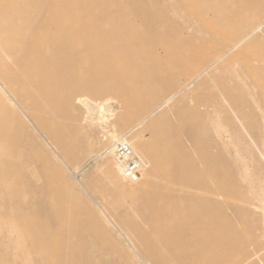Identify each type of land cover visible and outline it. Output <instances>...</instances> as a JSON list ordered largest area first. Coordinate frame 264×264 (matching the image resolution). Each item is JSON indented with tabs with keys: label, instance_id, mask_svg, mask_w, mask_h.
I'll list each match as a JSON object with an SVG mask.
<instances>
[{
	"label": "bare ground",
	"instance_id": "obj_1",
	"mask_svg": "<svg viewBox=\"0 0 264 264\" xmlns=\"http://www.w3.org/2000/svg\"><path fill=\"white\" fill-rule=\"evenodd\" d=\"M110 2L0 0V221L7 225L0 263L84 264L90 242L152 264H264V221L250 222L264 218V195L236 199L238 184L199 137L216 117L201 107H226L241 129L223 144L238 157L255 158L252 145L264 147V0L233 5L213 49L191 44L164 11L137 0L117 9ZM184 2L165 5L180 10ZM245 51L255 57L242 60ZM95 114L112 157L122 138L110 128L115 115L124 130L155 116L145 127L150 151L135 144L145 133L131 140L146 164L132 181L151 182L143 195L148 211L140 215L149 229L130 216L137 205H127L112 177L121 173L114 157L103 160L105 179L89 181L108 220L67 184L66 170L44 149L54 145L72 161ZM253 236L263 239L252 247Z\"/></svg>",
	"mask_w": 264,
	"mask_h": 264
},
{
	"label": "rangeland",
	"instance_id": "obj_2",
	"mask_svg": "<svg viewBox=\"0 0 264 264\" xmlns=\"http://www.w3.org/2000/svg\"><path fill=\"white\" fill-rule=\"evenodd\" d=\"M132 1L133 0H123V1L111 0L109 6L110 8L117 9L123 4L130 6ZM137 1L139 2L141 1L144 4L146 3V6L149 8L158 9L159 11H164L165 13H167L172 21L169 26L174 30L180 31L181 29H183L184 34L186 35L190 34V36L189 35L188 36L190 40L189 42L191 44L196 43V45L200 44L206 46L207 48L211 47L212 49L213 47H216L215 43H217L218 34L225 30V27L223 25V19H226L227 17L230 16L231 7L235 5L237 2H239V0H185L186 2H184L185 4L180 10H171L170 8H168V6L165 5V0H137ZM214 27L215 29H218L219 32L218 30L213 29ZM212 29L214 30V32L211 31ZM221 29L224 30L221 31ZM209 38H212L213 40L210 42L211 39L209 40ZM189 42L186 40L187 45L190 44ZM190 47L191 46H189V48ZM240 55L242 60L244 59L249 60L255 57L254 53L252 54L251 52H247V51L241 53ZM233 66L240 67V64L234 63ZM248 81L251 82L252 79L249 77ZM209 93L210 92L207 89L205 88L203 89L202 94L205 98H210ZM114 105L116 107V104ZM201 110L202 112H205L207 110L206 111L207 113L208 111L211 110L212 114H214V116L216 115V117H214V121L217 122L216 123L214 122L212 126H209L210 129L207 130L200 129L199 131L200 132L199 137L201 140L200 145H202L203 148L214 151V164L225 171L227 170V172L230 173L229 178L226 179H229V181L238 184V190L235 195L236 199L241 198L242 201H244V198L252 199L256 197L258 194H262L263 196L264 195V147H262L258 143L252 145L256 156L255 158L251 157L250 155H245L246 157L236 156L235 149L230 146L224 145L223 144L224 141H222L225 140L226 142H229L236 139L238 137L237 130L241 129L237 124V122L235 123L234 121L235 116L232 113V111H230V109L226 107L222 109L217 107L206 108L205 106H202ZM117 115H115L112 119L110 118L112 120V121L110 120L111 122L110 128L114 129L119 134L120 137L128 135L130 140H134L135 136L139 135L140 133H145L146 135L145 138L135 139V144L141 148L146 146L147 149H149L150 151L151 141L149 140L148 131L147 132L145 131V127L152 119H154L155 116L150 118L145 124H142L140 126H137L140 120L134 119L132 122L127 123L126 130H124L122 129V125L120 123H117L118 121ZM95 117H96L95 118L96 123L94 122L92 124H88V128H89V130L87 131L88 134H86V136L83 137L84 147L82 149L81 148L73 149L72 161H68L67 159H65L63 153L54 145L52 146L48 144V146L45 145L46 148L44 147L43 148L45 149V151L47 152L48 156L51 159H55L59 161L64 167V169L67 172V179H66L67 184L72 189L82 194L84 198H86L89 202H91L96 208V210L99 211V213L102 215V217L110 220V217L106 215L107 214L106 211H104V209L102 208L104 207L102 205L103 201L99 197L98 193L93 192V190L89 185V181L92 178L105 179L107 177V173L102 170V165L107 157H112L110 156V154H107L108 156L105 154L106 153L105 150L107 148L106 143L108 140H106L104 131L98 124L97 114H95ZM216 118L218 120H216ZM67 120H68L67 118L66 119L64 118L62 122L65 124L69 123V121ZM225 122L227 124H225ZM231 122L232 124H230ZM222 128H224L223 129L224 131L222 130ZM223 135L226 137H224ZM229 136H231L230 140L228 139ZM213 140H214V144H213ZM181 142L184 143L186 146H191V143L184 139L181 140ZM103 143L104 146L102 145ZM193 152L195 159L198 160V156H197L198 154L194 149ZM147 158H148L147 162L149 161L151 163V167L147 169V172L148 173L151 172L152 174L154 168V159L148 155ZM160 166L164 167V165H160ZM152 175L153 178L155 179L156 178L155 174ZM112 177L116 180L118 184L122 185V187L125 189L127 195L126 196L127 205L132 203V201H134L137 205V208L134 209L132 212H130L131 218H133L134 221L136 219L137 220L140 219L141 226L144 227L145 229H149L151 227V223L148 220L142 219L140 215L148 211L145 208V206H143V195L146 193L148 189L151 188V182L147 183L145 181H142V182L134 183L132 180L125 179L120 172L118 174L116 173ZM131 191L132 193H130ZM241 196L244 197L242 198ZM120 210L121 211L126 210V208L123 207ZM227 215L228 217L231 218V211L228 210ZM262 221H264V218H262V216H257L253 220H250L252 224H260V222ZM6 227L7 225L3 221H0V231H1L0 236L4 235V233L6 232L4 231V229ZM262 239L263 237L261 236L251 237L250 239L251 246L253 247L254 244H256ZM89 243H87L86 245V250L88 252H86L85 255L86 257L84 258L83 261L84 264H152L151 262H147L141 257H138L139 255L137 254H133L131 259H127V258L125 259L124 257H120L117 254L107 253V251L101 248V246L98 245V243L97 244L92 243L93 247L90 246L91 244ZM94 251L96 252L94 253ZM1 253L4 256L7 255L10 257L12 256V253L4 248H1ZM262 253L264 254V250L262 251ZM0 264H5V263L1 262ZM254 264H260V263H258V261H255Z\"/></svg>",
	"mask_w": 264,
	"mask_h": 264
},
{
	"label": "built area",
	"instance_id": "obj_3",
	"mask_svg": "<svg viewBox=\"0 0 264 264\" xmlns=\"http://www.w3.org/2000/svg\"><path fill=\"white\" fill-rule=\"evenodd\" d=\"M112 155L121 167V174L125 179L133 180L140 176L146 167L145 160L136 152L129 136H123L112 147Z\"/></svg>",
	"mask_w": 264,
	"mask_h": 264
}]
</instances>
